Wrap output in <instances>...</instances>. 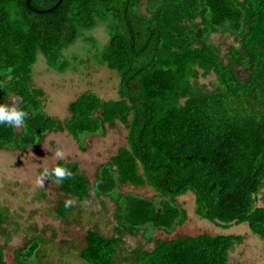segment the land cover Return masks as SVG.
Listing matches in <instances>:
<instances>
[{
    "label": "trees",
    "instance_id": "obj_1",
    "mask_svg": "<svg viewBox=\"0 0 264 264\" xmlns=\"http://www.w3.org/2000/svg\"><path fill=\"white\" fill-rule=\"evenodd\" d=\"M56 1L31 5L47 9ZM99 25L105 43L90 33ZM214 33L232 36L237 45L221 54L210 41ZM79 40L90 60L117 73V98L84 91L61 120L43 110L32 70L39 55L58 73L73 69L77 54L68 49ZM211 72L216 78L207 88L198 78ZM10 98L28 115L23 128L0 124V149L39 147L47 133L63 130L83 148L85 137L106 125L126 126V145L98 165L92 181L72 162L53 165L74 174L58 186L69 198L86 200L92 193L114 203L112 233L87 229L82 260L114 264L124 235L142 231L151 242L157 230L173 232L187 216L177 201L186 192L198 217L222 229L246 223L264 246V192L257 205L264 187V0H61L45 12L32 11L25 0H0V103ZM124 184H146L156 194L124 192ZM64 204L56 205L62 218L73 210ZM6 212L0 208V224ZM40 240L15 249V260L39 259L46 238ZM242 240L208 233L158 238L150 249H133L129 259L228 264L229 251ZM0 264H7L1 245Z\"/></svg>",
    "mask_w": 264,
    "mask_h": 264
},
{
    "label": "rangeland",
    "instance_id": "obj_2",
    "mask_svg": "<svg viewBox=\"0 0 264 264\" xmlns=\"http://www.w3.org/2000/svg\"><path fill=\"white\" fill-rule=\"evenodd\" d=\"M90 33L100 43L108 40L101 25ZM210 41L218 46L221 54L227 52L229 46L237 45L232 36L220 33L212 34ZM82 44L79 40L68 49V53L77 54L73 69L58 73L46 65L41 55L33 66L31 82L35 88L42 90L43 110L49 116L61 120L67 118L68 104L84 91H92L104 100L117 98V73L90 60ZM80 59L83 60L78 62ZM236 69L240 75H245V69L240 66H236ZM215 78L211 72L199 76L198 81L212 88ZM13 101L17 104L16 98L0 104L12 106ZM125 138L126 126L116 122L114 126L106 125L101 134L86 136L83 148L63 130L47 133L39 147L0 149V208L7 211L6 218L0 224V245L7 264H20L15 260L14 250L24 247L31 238L41 244L40 239L46 238L39 253L41 257L35 259L31 256V264H89L79 255L85 232L96 228L102 235L110 236L115 225L113 201L108 197H95L92 193L86 200L72 198L75 201L73 210L62 218L56 213V205L59 200L66 201L69 196L51 179L45 180L44 187H38L35 181L45 168L53 167L57 161L53 155L56 150H62L65 153L62 160L74 163L92 181L98 165L115 155L118 147L126 145ZM120 190L146 197L156 194L146 184H124L120 185ZM263 192L264 187L258 194L257 205L262 204L260 197ZM177 201L186 210L185 221L169 234L160 230L153 232L151 242L145 240L142 231L135 236L124 235L123 244L119 247L120 254L115 257L114 264H134L129 259L132 250L150 249L158 238L170 239L199 233L242 235V242L235 243L229 251L228 264H264L263 242L249 230L246 223L232 224L222 229L195 214L191 192L178 196Z\"/></svg>",
    "mask_w": 264,
    "mask_h": 264
},
{
    "label": "clouds",
    "instance_id": "obj_3",
    "mask_svg": "<svg viewBox=\"0 0 264 264\" xmlns=\"http://www.w3.org/2000/svg\"><path fill=\"white\" fill-rule=\"evenodd\" d=\"M28 113L16 106V102L13 101L12 106L6 104H0V124H6L15 128L25 127V119ZM57 160L65 158V153L62 150H56L53 153ZM74 178L73 172L61 165H56L52 168H45L37 178L36 185L38 187H44L45 180L51 179L54 184L62 185L66 180ZM75 201L72 198H68L65 201L64 207L70 208L74 205Z\"/></svg>",
    "mask_w": 264,
    "mask_h": 264
},
{
    "label": "water",
    "instance_id": "obj_4",
    "mask_svg": "<svg viewBox=\"0 0 264 264\" xmlns=\"http://www.w3.org/2000/svg\"><path fill=\"white\" fill-rule=\"evenodd\" d=\"M60 2H61V0H57L56 3H55L53 6L47 8V9H38V8H35L34 6L31 5V0H25V4H26V6H27L29 9H31L32 11H34V12H45V11L52 10V9H54L55 7H57V6L59 5Z\"/></svg>",
    "mask_w": 264,
    "mask_h": 264
},
{
    "label": "crops",
    "instance_id": "obj_5",
    "mask_svg": "<svg viewBox=\"0 0 264 264\" xmlns=\"http://www.w3.org/2000/svg\"><path fill=\"white\" fill-rule=\"evenodd\" d=\"M5 259V258H4Z\"/></svg>",
    "mask_w": 264,
    "mask_h": 264
}]
</instances>
